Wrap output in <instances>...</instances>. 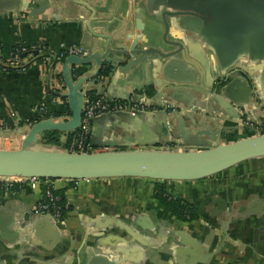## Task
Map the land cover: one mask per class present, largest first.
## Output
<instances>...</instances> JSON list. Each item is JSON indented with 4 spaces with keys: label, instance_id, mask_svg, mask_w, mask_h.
Masks as SVG:
<instances>
[{
    "label": "crops",
    "instance_id": "obj_1",
    "mask_svg": "<svg viewBox=\"0 0 264 264\" xmlns=\"http://www.w3.org/2000/svg\"><path fill=\"white\" fill-rule=\"evenodd\" d=\"M37 4L23 9L17 0H0L2 57H9L19 43L37 42H44L52 52L65 43L98 53L107 41L104 36L110 35L121 22L120 33L129 36L130 42L151 31L153 45L168 47L162 38L160 11L159 20L145 12L138 17L133 0H46L45 10ZM164 9L173 12L168 7ZM176 33L170 28L166 39L175 40ZM177 35L191 52L196 53L194 47L200 45L206 56L212 55L201 44L199 35L188 31ZM188 61L197 79L170 76L169 81L161 73L153 78L146 71L122 89L125 93H140L145 86H151L153 94L145 95L147 102L161 105L165 103L163 88L184 89L185 102L177 104L191 106L188 112L194 119L203 122L209 116L213 123L218 117V127L230 125L236 129L222 131L211 142L223 144L252 135L250 129L240 126L246 115L232 120L215 112L204 72L196 59L188 57ZM210 63L213 68L215 64L211 60ZM256 63L260 62L238 61L233 69L244 71L250 82L260 74ZM78 69L74 68L77 72ZM60 78L62 61H56L51 72L40 60L24 71L0 72V148L20 146L28 122L36 114L35 107L63 112L59 117L68 114L67 102L52 92ZM212 79L213 85L217 79H223L218 69H212ZM154 81L160 90L155 89ZM251 97L250 106H241L240 113L247 112L249 119L263 124L264 98L255 102L253 93ZM253 108L258 109L256 114H252ZM182 123V119L174 121L178 137L173 138L178 145L182 140H191L188 127ZM140 133L142 137L148 135L145 129ZM139 137L128 126L117 142L133 145L143 140ZM65 138L62 133L61 141ZM161 138L166 141L167 135ZM42 145L55 147L42 142L35 147ZM137 147L138 144L131 149ZM53 184L56 189H64L65 201L70 206L60 220L48 213L33 212L34 205L43 198L40 186L25 184L8 190L0 181V264H264V157L246 160L202 179L166 181V188L174 197L194 205L198 218L191 222L176 220L157 207L148 178L79 179L72 184L57 179ZM257 228L261 230L254 238Z\"/></svg>",
    "mask_w": 264,
    "mask_h": 264
},
{
    "label": "water",
    "instance_id": "obj_2",
    "mask_svg": "<svg viewBox=\"0 0 264 264\" xmlns=\"http://www.w3.org/2000/svg\"><path fill=\"white\" fill-rule=\"evenodd\" d=\"M17 1L23 9H28L34 2L38 3L40 10L46 7V0ZM133 3L138 17L145 12L159 20L160 11V20L164 24L162 38L168 47L153 45L151 31L146 36L138 35L130 42L129 36L120 33L121 22L111 30L110 35L104 36L107 41L98 53L88 51L84 57H65L62 78L52 92L67 102L68 114L63 118L48 117L27 125L19 147L0 148V177L66 180L143 177L158 181H190L213 176L249 159L264 157V132L259 133L252 126L240 125L251 130L252 135L248 137L223 144L211 142L222 131L231 130L234 126L218 127L221 125L218 117L212 123L211 117L206 116L204 121L210 124L209 127L204 121L194 119V115L188 112L191 106L180 107L177 104L185 102L187 92L184 89L163 88L165 103L162 105L147 102L144 93H125L122 89L143 77L146 71L151 72L153 78L156 73H161L169 81H172L170 76L175 79L196 76L197 79L195 71L190 69V57L198 61L205 74L209 83L207 87L212 90L211 97L215 101V112L226 119H241L248 113L241 114L240 107L250 106L252 93L255 102L264 98V0H133ZM167 7L173 12L164 9ZM139 27L142 24L139 23ZM172 27L177 32L173 41L166 39ZM185 31L199 35L201 44L207 46L212 54L210 58L200 45L199 48L194 47L197 49L193 53L189 46L178 40V32L183 35ZM32 54V60L50 57L48 69L50 72L53 70L56 63L53 53L33 51ZM246 59L260 62L256 63L260 74L250 82L244 71L233 69L238 61ZM210 60L215 64L214 70L218 69L223 78L222 84L213 85ZM76 67L80 69L78 72L74 70ZM156 83L154 81V87L158 91L161 87ZM92 91H95L94 96L107 102L113 99L142 100L148 110L135 114L128 111L107 112L92 118L85 131L81 152L47 145L35 147L42 142V134L46 131L67 133L78 129L85 101L93 95ZM164 105L173 109L166 110ZM257 110L253 108L252 114H256ZM179 119L188 127L191 138L190 141L182 140L181 145L173 138L178 137L174 121ZM247 120L253 125H261L253 118ZM128 126L134 129L137 137L141 136L139 139L143 138L140 143L133 144H138L137 148L131 149L133 145L117 142L121 131ZM142 129L147 131L146 137H142ZM161 135H167V140L163 141ZM171 137L173 139H169ZM169 144L176 147L167 148L165 145ZM95 147L107 150L94 152ZM260 230L253 231L254 238Z\"/></svg>",
    "mask_w": 264,
    "mask_h": 264
},
{
    "label": "built area",
    "instance_id": "obj_3",
    "mask_svg": "<svg viewBox=\"0 0 264 264\" xmlns=\"http://www.w3.org/2000/svg\"><path fill=\"white\" fill-rule=\"evenodd\" d=\"M33 51L37 53L40 52H50L55 55L57 61L63 60L69 55H78L84 57L88 54V51L81 45L76 44H65L60 43L56 52H52L44 42H37L32 44H18L14 49L11 55L7 58H4L0 55V72H7L10 69H15L19 71H24L32 62L34 54ZM41 62L45 65H48L51 62V58L48 56H42ZM166 110L173 109L170 105H164ZM154 109V108H152ZM148 110L147 105L142 100H135L131 98L129 101L124 99H113L110 102L105 101L102 97L87 98L84 104L81 115V123L78 129L74 130L75 132L70 138L69 144L66 148V151L70 152H81L83 149L85 131L88 127L89 122L92 118L99 116L107 112H122L128 111L131 114H135L139 111ZM35 112L37 115L42 117L41 119L48 118L45 115L49 114L47 109L42 106L35 107ZM49 117H53L50 115ZM64 116H62L63 118ZM40 119V120H41ZM34 121H29L28 126H31ZM245 125L252 126L259 133L264 132V124L253 125L249 120H245ZM167 148L176 147V145H165ZM107 148L95 147L93 148L94 152L105 151ZM0 181L4 183V186L8 190H13V185H30L32 187L45 186V191L43 198L34 205V213H48L55 220H60L63 217V211L66 212L68 205L64 202L63 205L60 204V196L54 193V184L49 182V180H43V178L38 177H0Z\"/></svg>",
    "mask_w": 264,
    "mask_h": 264
},
{
    "label": "trees",
    "instance_id": "obj_4",
    "mask_svg": "<svg viewBox=\"0 0 264 264\" xmlns=\"http://www.w3.org/2000/svg\"><path fill=\"white\" fill-rule=\"evenodd\" d=\"M22 44V43H19ZM36 60H41V58H37ZM57 61V60H56ZM63 61V60H61ZM59 62V61H58ZM14 70V69H10ZM104 74V73H103ZM59 76V74H58ZM140 93H144L147 96H152L153 90L151 86H145ZM96 96L92 95L90 98H95ZM49 114L45 115V117H49L52 115L53 117H59L63 115V112L59 111H48ZM42 117L35 114L34 117L31 118V121H39ZM75 131H70L65 133L66 138L65 141L62 142L60 137L62 132L50 130L46 131L42 134V143L43 144H49L54 145L57 147H64L66 148L69 144L70 138L73 135ZM43 180H49V182H55L57 179H43ZM70 184L77 180H68ZM153 187H152V196L156 200L157 207L161 209L164 212H168L170 216L176 220H180L183 222H191L198 218L197 211L194 207V205L186 200H181L173 196L172 192L166 188V181H158V180H151ZM17 184L13 185V190L17 189ZM42 193L45 191V186L43 184L40 186ZM54 193L60 196V204L63 205L65 201L64 196V189H54ZM70 208V206H68ZM65 211H63L64 216Z\"/></svg>",
    "mask_w": 264,
    "mask_h": 264
},
{
    "label": "rangeland",
    "instance_id": "obj_5",
    "mask_svg": "<svg viewBox=\"0 0 264 264\" xmlns=\"http://www.w3.org/2000/svg\"><path fill=\"white\" fill-rule=\"evenodd\" d=\"M248 117H249L248 114L246 115V117H243V119L241 120V124H244L246 118L249 119ZM244 125H245V124H244ZM248 126H249V125H248ZM234 129H235V128H234ZM234 129H232V130L234 131ZM235 130H236V129H235ZM243 131H244V130H243ZM248 131L251 132V130H248ZM235 132H238V131H235ZM246 132H247V130H246L244 133H246ZM251 133H252V132H251ZM5 149H8V148H5Z\"/></svg>",
    "mask_w": 264,
    "mask_h": 264
},
{
    "label": "flooded vegetation",
    "instance_id": "obj_6",
    "mask_svg": "<svg viewBox=\"0 0 264 264\" xmlns=\"http://www.w3.org/2000/svg\"><path fill=\"white\" fill-rule=\"evenodd\" d=\"M222 84L223 82H222V79H217L215 82H214V84Z\"/></svg>",
    "mask_w": 264,
    "mask_h": 264
}]
</instances>
